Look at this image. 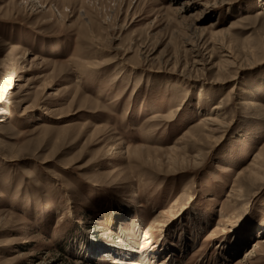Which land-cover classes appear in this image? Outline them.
Returning <instances> with one entry per match:
<instances>
[{"label": "rangeland", "instance_id": "obj_1", "mask_svg": "<svg viewBox=\"0 0 264 264\" xmlns=\"http://www.w3.org/2000/svg\"><path fill=\"white\" fill-rule=\"evenodd\" d=\"M257 155L264 0H0V264H264Z\"/></svg>", "mask_w": 264, "mask_h": 264}, {"label": "bare ground", "instance_id": "obj_2", "mask_svg": "<svg viewBox=\"0 0 264 264\" xmlns=\"http://www.w3.org/2000/svg\"><path fill=\"white\" fill-rule=\"evenodd\" d=\"M226 63V62H225ZM229 65H232L231 63L230 64H228L227 66L229 67ZM231 67V66H230ZM222 109V106L220 107H216L215 108V110H218V111H220ZM179 110V109H178ZM224 127V122L221 120V119H219V117H218V115L217 116H214V115H210V116H208V117H206L205 119H203L202 120V122H201V124H199V125H195V126H192L189 130H193L194 128L195 129H197V128H201L203 131H209L211 134H216V133H220V131H221V129ZM201 130V131H202ZM190 133H193V131L192 132H188L187 133V135H189ZM186 135V136H187ZM185 136V137H186ZM211 136V135H210ZM210 136H208V138L207 139H210L211 137ZM207 137V136H206ZM260 155H262V154H260ZM200 156H201V154L199 155V156H197L196 158H194L195 159V163L194 164H197V165H199L200 164V162H198V160H203V159H201L200 158ZM263 156V155H262ZM261 156V157H262ZM257 157H258V155L255 157V159L253 160V162H252V164H251V167L250 168H253L252 170L253 171H250L252 174L254 173V174H258V171L259 170H262V168H264V166H263V164L262 163H259V158L260 157H258V159L259 160H257ZM263 159V158H262ZM185 161V160H184ZM175 165V164H174ZM256 167H257V169H256ZM179 169V168H178ZM243 174V173H242ZM251 174V175H252ZM264 174V173H263ZM255 176V175H254ZM260 175L258 174V177H259ZM264 179V178H263ZM257 183V182H256ZM259 243H264V242H258V244ZM257 246V245H256ZM255 246V247H256ZM252 253V252H251ZM248 255V254H247ZM248 257V256H247ZM136 264V263H135Z\"/></svg>", "mask_w": 264, "mask_h": 264}]
</instances>
